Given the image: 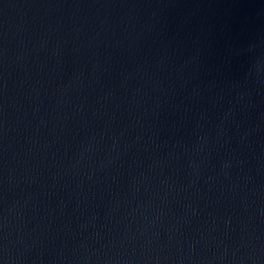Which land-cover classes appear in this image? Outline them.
<instances>
[{"label": "water", "instance_id": "water-1", "mask_svg": "<svg viewBox=\"0 0 264 264\" xmlns=\"http://www.w3.org/2000/svg\"><path fill=\"white\" fill-rule=\"evenodd\" d=\"M0 264H264V0H0Z\"/></svg>", "mask_w": 264, "mask_h": 264}]
</instances>
